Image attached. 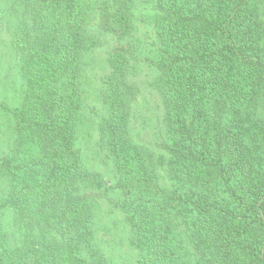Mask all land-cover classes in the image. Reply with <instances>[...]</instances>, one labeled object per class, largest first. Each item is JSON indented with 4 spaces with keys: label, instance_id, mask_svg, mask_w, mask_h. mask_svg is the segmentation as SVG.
I'll use <instances>...</instances> for the list:
<instances>
[{
    "label": "trees",
    "instance_id": "1",
    "mask_svg": "<svg viewBox=\"0 0 264 264\" xmlns=\"http://www.w3.org/2000/svg\"><path fill=\"white\" fill-rule=\"evenodd\" d=\"M7 1L25 80L15 109L31 139L44 152L55 147L58 159L43 153L47 176L30 188L54 194L44 204L54 214L52 238L33 248L13 239L0 264H110L81 245L95 242L92 199L109 195L127 222L135 264H264V0H153L144 67L136 68L142 56L127 43L103 77L96 145L115 180L101 190L79 142V58L95 47L93 20L131 38L132 0ZM143 69L152 71L145 75L156 102L147 143L133 129L149 105L144 98L136 109Z\"/></svg>",
    "mask_w": 264,
    "mask_h": 264
},
{
    "label": "rangeland",
    "instance_id": "2",
    "mask_svg": "<svg viewBox=\"0 0 264 264\" xmlns=\"http://www.w3.org/2000/svg\"><path fill=\"white\" fill-rule=\"evenodd\" d=\"M153 4V0H132L134 26L131 33L126 36V38L131 36L130 39H120L116 35L103 32L97 27L95 20L91 21L90 31L95 47L89 48L79 58L83 82L78 127L79 142L83 149L85 167L101 175L100 190L106 185L113 184L115 180L110 161L96 145L98 121L104 112L101 95L103 77L110 68L109 58L115 55V48L127 43L136 48L135 53L139 57L142 56L141 63H136V68L142 70L145 65L144 56L154 38ZM88 6L89 12L92 11V5ZM10 7L9 1L0 0V250H7L13 239L18 237L23 244L32 248L38 245L40 247L46 243H44L46 239L52 238L53 230L47 229V226L54 214L49 213V208H45L44 204L50 201L51 198L48 196L54 194L46 193L47 190L44 188H41L40 192L30 188L43 183L47 176V168L42 166L46 160L40 158L43 153L52 160L53 155L58 159V151L55 147H49L44 152L42 143L31 139L28 130L22 128L20 115L15 109L21 104L25 80L19 72L22 54L14 48L13 41L19 22ZM114 61L116 66L120 65L118 59ZM34 64L31 62V65ZM146 69H143V73L138 76L142 94L143 89L145 91L139 96L136 109L146 105L143 102L139 104L144 98L149 105L146 107L147 112L143 113L145 120L139 117L133 122V129L134 134L140 133L147 143L154 141V120H151L156 113V102L149 94L150 89L147 86L150 77L145 75L152 71ZM77 185L79 184L76 182L75 187ZM95 188L99 189V187ZM88 190L86 189L85 192L88 193ZM110 197L112 195L92 199V221L88 225L95 232V242H85L81 245L91 259L100 260L104 257L110 264H135L137 252L129 243L127 222L121 211L114 208V199ZM67 214L65 207L58 201V224L65 223L64 217ZM85 234H87L86 230ZM5 260L4 258L3 262ZM6 264L15 263L8 261Z\"/></svg>",
    "mask_w": 264,
    "mask_h": 264
}]
</instances>
